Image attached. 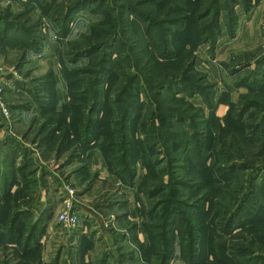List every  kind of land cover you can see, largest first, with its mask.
I'll use <instances>...</instances> for the list:
<instances>
[{
  "label": "rangeland",
  "instance_id": "374dc122",
  "mask_svg": "<svg viewBox=\"0 0 264 264\" xmlns=\"http://www.w3.org/2000/svg\"><path fill=\"white\" fill-rule=\"evenodd\" d=\"M0 83V264H264V0H0Z\"/></svg>",
  "mask_w": 264,
  "mask_h": 264
},
{
  "label": "built area",
  "instance_id": "2783aa9c",
  "mask_svg": "<svg viewBox=\"0 0 264 264\" xmlns=\"http://www.w3.org/2000/svg\"><path fill=\"white\" fill-rule=\"evenodd\" d=\"M2 84L0 83V91H1V89H2V86H1ZM2 105H4V104H2ZM2 109H3V111L5 112L4 114L5 115H7L8 113H9V109L10 108H8L6 105H4L3 107H2ZM61 219H63L64 220V224L66 225V226H68V225H71L70 227L72 228V226H75V225H77V221H78V218H76L75 216H71L70 214H68V212H65V213H62L61 214ZM60 219V220H61Z\"/></svg>",
  "mask_w": 264,
  "mask_h": 264
},
{
  "label": "crops",
  "instance_id": "0c3cea01",
  "mask_svg": "<svg viewBox=\"0 0 264 264\" xmlns=\"http://www.w3.org/2000/svg\"><path fill=\"white\" fill-rule=\"evenodd\" d=\"M60 234V233H59ZM97 235H95L94 237H96ZM94 237H93V239H94ZM83 238V237H82ZM87 239H89V238H87ZM93 239H89V241H90V243L89 242H87V244L88 245H85V244H83V243H85L86 241H84V242H82V243H78V245H75L74 246V249H79V248H84L85 247V256L87 257V259L89 260L90 259V255L92 254V253H90V251L89 250H87V249H89V248H91L92 246H95V244L97 243V241H94ZM75 241H73V243H74ZM96 242V243H95ZM75 244V243H74ZM92 245V246H91ZM78 247V248H77ZM96 247V246H95ZM89 251V252H88ZM92 256V255H91ZM87 261V260H86Z\"/></svg>",
  "mask_w": 264,
  "mask_h": 264
},
{
  "label": "trees",
  "instance_id": "16d2710c",
  "mask_svg": "<svg viewBox=\"0 0 264 264\" xmlns=\"http://www.w3.org/2000/svg\"><path fill=\"white\" fill-rule=\"evenodd\" d=\"M205 14H206V13H205ZM165 55H166V54H165ZM167 56H168V55H167ZM167 56H165V57H167ZM169 56H170V55H169ZM168 58H169V57H168ZM165 59H166V58H165ZM163 60H164V59H163ZM173 83H176V82L173 81ZM1 224H2V222L0 223V225H1ZM85 244L88 245L87 242H85Z\"/></svg>",
  "mask_w": 264,
  "mask_h": 264
}]
</instances>
